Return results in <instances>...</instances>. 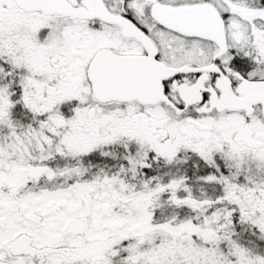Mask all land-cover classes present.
<instances>
[{"label":"snow or ice","instance_id":"1","mask_svg":"<svg viewBox=\"0 0 264 264\" xmlns=\"http://www.w3.org/2000/svg\"><path fill=\"white\" fill-rule=\"evenodd\" d=\"M0 264H264V0H0Z\"/></svg>","mask_w":264,"mask_h":264}]
</instances>
